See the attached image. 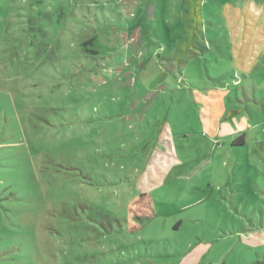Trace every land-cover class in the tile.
Returning a JSON list of instances; mask_svg holds the SVG:
<instances>
[{"label": "rangeland", "instance_id": "1", "mask_svg": "<svg viewBox=\"0 0 264 264\" xmlns=\"http://www.w3.org/2000/svg\"><path fill=\"white\" fill-rule=\"evenodd\" d=\"M261 226L264 0H0V264H264Z\"/></svg>", "mask_w": 264, "mask_h": 264}, {"label": "crops", "instance_id": "2", "mask_svg": "<svg viewBox=\"0 0 264 264\" xmlns=\"http://www.w3.org/2000/svg\"><path fill=\"white\" fill-rule=\"evenodd\" d=\"M259 229L264 231V227L263 226H261ZM241 239H242V242H245V240L243 238H241ZM246 243L248 244V246L251 249H254V250L262 248L261 241H259V240H258V242H255V244H254V242H246Z\"/></svg>", "mask_w": 264, "mask_h": 264}, {"label": "trees", "instance_id": "3", "mask_svg": "<svg viewBox=\"0 0 264 264\" xmlns=\"http://www.w3.org/2000/svg\"><path fill=\"white\" fill-rule=\"evenodd\" d=\"M236 143L239 144V145H242V143H243L242 137L236 139Z\"/></svg>", "mask_w": 264, "mask_h": 264}]
</instances>
